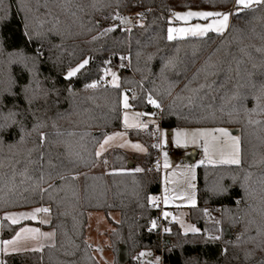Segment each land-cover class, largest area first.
Wrapping results in <instances>:
<instances>
[{
	"label": "trees",
	"instance_id": "16d2710c",
	"mask_svg": "<svg viewBox=\"0 0 264 264\" xmlns=\"http://www.w3.org/2000/svg\"><path fill=\"white\" fill-rule=\"evenodd\" d=\"M234 1L0 0V125H9L0 131V213L47 207L44 227L55 236L40 250L4 255L3 264H97L86 240L91 210L119 212L108 237L116 258L126 245L125 264H142L135 253L143 249L160 253L162 264H257L264 257L257 247L264 234L256 231L264 227V112L245 111L255 106L253 95L264 82V58L256 52L264 47V7L230 16L232 27L223 35L167 39L174 11H226ZM130 13L141 23L111 26ZM86 58L89 63L66 78ZM112 67L118 88L101 80ZM93 81L97 87H86ZM123 91L132 108L159 113L160 128L225 126L240 133L238 165L197 169V204L189 218L200 232L183 233L175 222L162 233L150 227L159 212L148 198L160 192L158 167L149 168L157 158L153 126L129 133L147 146L142 171L129 167L118 149L107 155L109 170L92 171L101 137L121 128ZM236 91L246 97L242 103L233 98ZM149 95L159 107L148 103ZM204 206L220 207L223 223L204 221ZM21 224L2 219L1 239ZM211 232L220 238L209 239Z\"/></svg>",
	"mask_w": 264,
	"mask_h": 264
},
{
	"label": "rangeland",
	"instance_id": "374dc122",
	"mask_svg": "<svg viewBox=\"0 0 264 264\" xmlns=\"http://www.w3.org/2000/svg\"><path fill=\"white\" fill-rule=\"evenodd\" d=\"M232 7V6H231ZM230 7V9H231ZM186 11H221V10H213V9H204V8H187L182 10H176L174 13L179 12L183 13ZM229 11V10H226ZM234 11V10H231ZM123 17V16H121ZM125 18H128L131 23L125 24L122 23L121 26L125 28L132 27L133 25H138L141 23V20L138 18H131L128 15L124 16ZM118 19V18H117ZM207 21L199 18H192L190 21L185 23L182 20H177L171 15L170 18V24L167 27V30L169 27L173 28H179V27H188L192 24L196 23H206ZM116 24L114 22L111 23V26H115ZM213 33V32H209ZM215 33V32H214ZM208 34V33H207ZM186 36H193L191 34H188ZM186 36H177L176 38L180 37H186ZM83 61V60H82ZM81 61V62H82ZM79 62V63H81ZM78 63V64H79ZM75 66L71 67L74 68ZM110 69L109 74H103V78H106L105 83L109 84L110 86H113L112 76L111 72H115L118 77V68L112 67L108 68ZM69 70V69H68ZM67 70V71H68ZM67 74V72H66ZM121 94V128L118 130H115L113 132H109L104 134L98 145L97 150L100 149V144L103 142L105 135H111L112 133H122L120 136L114 137L107 145H105L104 150L101 151V155L97 156V162L92 167V171L94 172H101V171H107L109 170V163L107 159V155L110 151L113 149H118L123 152H125L128 155V161L132 163V165H128L131 167L134 171L136 168H142L141 167V158L146 153L147 146L144 142L140 140H133L130 138L129 133L133 130H140L143 131L148 126H153L152 129V139L151 142L154 143V145L160 144V134L161 132H166V143L162 144L159 147H156L157 149V158L156 162L158 165V171L160 174V192L158 196H151L154 198L152 203L161 202L165 208H171L173 212H166V210H163L161 214L165 219L163 221L160 220V217L158 216V219L153 220L155 221V227L152 226L151 222V229H157L160 231V233L164 232L165 229H168L167 224L170 222H175L180 230L183 233H194L190 230H187L190 226H194L195 228L199 229L198 232H200V227L196 222H193L189 218V212L191 208L196 207L197 204V169L201 165H236V164H226V163H219L218 161L221 160L222 157H228L234 152V144L233 141L229 138L220 137L219 133H212V136L220 137L218 140L213 141L212 137L209 136V152L206 157L204 152V137H198L196 143L189 142L186 146H177L173 141V136L175 134V130H183L190 134L191 139V133L195 132L198 129H216V128H225L227 129L232 136L239 138V159L241 160V154H240V140L241 135L239 132L234 133L232 128L225 127V126H218V127H208V126H201V127H180V128H172V129H166V128H160L158 120L156 115L154 114H148L145 115L142 111L138 109H134L129 104V97L125 91H123ZM123 96L128 97V104L129 107L125 109L123 107ZM127 112L129 116V120L134 125L136 124H142L145 126H133L126 128L123 123V117L124 113ZM136 113H142L140 116H136ZM145 115V118H144ZM159 129V131H158ZM139 144L144 150H138L137 148H134L132 145ZM170 149L171 153H167L166 149ZM191 150H195L197 152V155L195 159L191 162L184 160V157L190 153ZM164 153H167L168 155V161H169V167H164ZM211 159L213 161H217V163H209L208 160ZM204 161V163H200V161ZM106 162V163H105ZM194 165V173H195V179L192 180L187 174V168L186 166ZM189 183L194 184L195 188H189ZM165 189L168 190L167 195L169 196V202L167 204L164 203V196H165ZM194 192V199L195 204H191L184 196H181V193H187L191 194ZM36 208V207H35ZM34 208H27V209H20V210H13V211H5L0 213V264H3L2 257L6 254H12V253H19V252H25L30 250H40L44 246H49L54 243L55 236H54V230L52 228L44 227V225L48 224L50 220V214L47 213H39L38 218L36 220L31 219H21L19 223H22L21 226L17 229L15 234L6 240H11L17 232L20 231L21 228H39L41 233H53L51 236H43L38 235L37 238L33 239L31 236H25V234H22V237L20 240L17 241L16 245H9L8 250L5 251L4 244L2 243L1 239V220L5 219L6 213H19V212H30ZM205 206L203 208V220L206 222H214L218 225H221L223 223V219L221 216H213L209 214L207 211V214H205ZM165 213H168L169 215L165 216ZM88 216V225L86 229V240L90 244L92 248V254L95 258L97 264H117V258L115 255V252L110 245L108 234L109 232L114 228V223L118 222L119 220V212L117 211H111L105 214L103 211L99 210H91L87 214ZM221 217V218H220ZM46 218L48 220L47 223L41 224L39 221L40 219ZM167 218V219H166ZM7 220V219H6ZM9 223H11L10 220H7ZM197 233V232H195ZM208 236H217V233H206ZM15 249V250H14ZM156 260V257H154V261Z\"/></svg>",
	"mask_w": 264,
	"mask_h": 264
},
{
	"label": "snow or ice",
	"instance_id": "6c2138e0",
	"mask_svg": "<svg viewBox=\"0 0 264 264\" xmlns=\"http://www.w3.org/2000/svg\"><path fill=\"white\" fill-rule=\"evenodd\" d=\"M254 7H264V0H235L234 2V11H186L183 13H173V16L175 17V19L177 20H182L185 23H187L188 21H190L192 18H199V19H203L205 21H207L206 23H196V24H192L188 27H179V28H173V27H169L167 30V39L168 40H173L174 38H176L177 36H186L188 34H191L193 36H204L205 34L209 33V32H215L217 34L223 35L225 34V32L232 27V25L230 24V16H232L233 14H239L245 10L248 9H253ZM141 15V14H138ZM118 19L122 20L125 24L127 23H131V21L128 18L125 17H119L117 16ZM110 30V29H108ZM105 30V31H108ZM27 34V32L25 33ZM256 52L260 53L262 58H264V47L261 48H256ZM42 54V50L41 49H37L36 51V58H38L40 55ZM89 63V60L86 58L84 59L81 63H79L76 67L74 68H69V70L67 71L66 74V78L68 77H73L76 75L77 72H79L81 69H83L85 67V65H87ZM253 67H255V65H253ZM105 74H109L110 69L105 68L104 69ZM237 74H239V70L237 72ZM251 75V74H249ZM261 75H264V72L261 73ZM111 76H112V85L114 87H119L118 84V77L116 75L115 72H111ZM101 80H103V77H101ZM98 86V81H93L91 84L86 85V87L89 88H95ZM253 87H255V85H252ZM25 91L27 92V87L25 88ZM123 95V94H121ZM233 98H238L240 99L241 103L243 102L244 99H246V97L244 95H242L239 91H236L233 93ZM27 99V97H26ZM253 99L256 101L255 106L253 107V109L248 110L245 109V111H251V112H255L257 109H259L260 111L264 112V103H262V101H264V82L260 83V86L257 88L256 93L253 95ZM148 103L159 107L160 105L157 103L156 100H154L151 95H149L147 97ZM29 103H31V101H29ZM123 107L125 109H127L129 107L128 104V97L127 96H123ZM10 116L14 117L16 115L15 112H11L9 113ZM136 116H140L142 115V113H136ZM123 123L124 126L126 128L128 127H133V126H145L142 124H136L134 125L133 123L130 122L129 120V116L127 114V112L124 113V117H123ZM9 127L8 124H4V125H0V131L5 130ZM34 127H37L36 125H34ZM159 131V129H158ZM212 133H219L220 137H224V138H229L233 141L234 144V152L233 154H231L228 157H222L220 161H218L219 163H226V164H236L238 165L240 163V159H239V138L232 136L231 133L225 129V128H216V129H198L195 132L191 133V139H190V134L187 133L186 131L183 130H175V134L173 136V141L177 146H186L189 142L191 143H196L197 142V138L198 137H204V152L205 155L207 157L208 152H209V140L208 137L211 136L212 140H218L220 137L217 136H212ZM122 135V133H112L111 135H105L103 142L100 144V149L96 151V155L100 156L101 155V151L104 150L105 145H107L114 137L116 136H120ZM166 136L167 133L166 132H161L160 134V144L154 145V147H159L162 144L166 143ZM39 138L40 141L43 142L45 140V133L44 132H40L39 133ZM21 139H23V137H21ZM134 148H137L138 150L143 151L144 149L139 145V144H135L132 145ZM209 163H217V161H213L211 159L208 160ZM106 163V162H105ZM200 163H204V161H200ZM164 167L168 168L169 167V161H168V155L167 153H164ZM187 168V174L190 177V179L194 180L195 179V173H194V165H190V166H186ZM135 171L139 172L142 171V169L140 168H136ZM41 179H43L41 177ZM189 188L194 189L195 185L189 183ZM44 190L41 189V192H43ZM227 190L224 188H219L218 192H220L221 194H223L224 192H226ZM168 190L165 189V196H164V203L167 204L169 202V196L167 195ZM181 196H184L191 204H195V199H194V192L191 194H187V193H181ZM149 202L152 203L154 198L153 197H149ZM237 205H239L241 203V201H236ZM50 209L46 208V207H36L34 209H32L30 212H19V213H6L5 214V219L10 220L12 224H17L19 223V221L21 219H31V220H36L38 218V214L39 213H49ZM205 214H207V209L204 210ZM169 215L168 213H165V216ZM41 224L47 223L48 220L46 218L44 219H40L39 221ZM217 223H219V221H217ZM152 226L155 227V221L152 222ZM187 230H190L192 232H198L199 229L195 228L194 226H190ZM165 231H169L168 229H165ZM257 231V235H262L264 234V227H258L256 229ZM22 234H25V236H31V238L35 239L37 238L38 235H43V236H51L53 235V233H41L39 228H21L19 232L16 233V235L11 239V240H4L2 241V243L4 244L5 248L4 250L7 251L8 250V246L9 245H13L15 246L17 241L21 239ZM219 236H210L209 239L212 240H216L219 239ZM240 239V236L237 237V240ZM250 240H255V237H249ZM257 247L260 248V250L262 252H264V241H261ZM15 250V249H14ZM254 254V249L253 250H249L245 252V259H250ZM140 256H151V253H144L141 252L139 254ZM148 264H153L152 261H149ZM155 264H159V257L156 258L155 260ZM257 264H264V257H261L259 261H257Z\"/></svg>",
	"mask_w": 264,
	"mask_h": 264
},
{
	"label": "built area",
	"instance_id": "2783aa9c",
	"mask_svg": "<svg viewBox=\"0 0 264 264\" xmlns=\"http://www.w3.org/2000/svg\"><path fill=\"white\" fill-rule=\"evenodd\" d=\"M129 17L131 18H136V14L135 13H130L128 14ZM114 23L116 25H122L123 21L120 20V19H117L114 21ZM156 117H157V120L159 121V113L156 114ZM145 118V116H144ZM166 152L167 153H171V150L170 149H166ZM158 165H157V162H154L153 164H151L149 166V168H157ZM152 196H157V194H152ZM155 207L157 208L158 212H159V217H160V220L163 221V219H165L163 217V215L161 214V212L163 210H166V212L170 213V212H173V210L171 208H165L163 206V204L161 202H157V203H154ZM207 211L209 212V214L213 215V216H218L220 215L221 211H220V207H208L207 208ZM235 232H236V229H235ZM141 252H144V253H151V256H148V255H145V256H140L139 254ZM135 257L136 259H139L140 262L142 264H148L149 261H152L153 264H155V261H154V257H159V264H162V259H161V254L156 252L155 250H152V249H143V250H138L136 253H135Z\"/></svg>",
	"mask_w": 264,
	"mask_h": 264
},
{
	"label": "water",
	"instance_id": "95a60500",
	"mask_svg": "<svg viewBox=\"0 0 264 264\" xmlns=\"http://www.w3.org/2000/svg\"><path fill=\"white\" fill-rule=\"evenodd\" d=\"M234 133L238 132L237 129L233 130ZM96 134H99L98 132ZM197 155V152L195 150H191L190 153L188 155H186L184 157V160L186 161H193L195 159ZM128 165H132V163L130 161H128ZM224 233H225V238L230 239L231 236V232L229 228H225L224 229ZM129 259V255H128V250L125 244H121L118 249H117V262L118 264H125Z\"/></svg>",
	"mask_w": 264,
	"mask_h": 264
},
{
	"label": "crops",
	"instance_id": "0c3cea01",
	"mask_svg": "<svg viewBox=\"0 0 264 264\" xmlns=\"http://www.w3.org/2000/svg\"><path fill=\"white\" fill-rule=\"evenodd\" d=\"M235 2V1H234ZM231 10H234V3H233V5H232V7H231V9H229V11H231ZM157 196H158V194H157ZM47 208V207H46ZM167 219V218H166Z\"/></svg>",
	"mask_w": 264,
	"mask_h": 264
}]
</instances>
